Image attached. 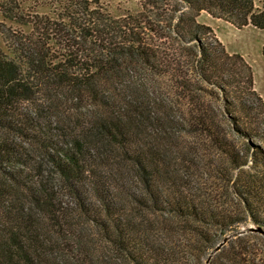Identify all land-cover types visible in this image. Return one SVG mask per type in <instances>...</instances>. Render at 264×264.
<instances>
[{
	"label": "trees",
	"instance_id": "1",
	"mask_svg": "<svg viewBox=\"0 0 264 264\" xmlns=\"http://www.w3.org/2000/svg\"><path fill=\"white\" fill-rule=\"evenodd\" d=\"M23 3H0L30 28L0 31L14 54L0 51V264H203L241 224L264 229V101L244 58L197 21L264 31V9L139 0L114 18L98 0ZM180 135L225 160L229 172L205 168L213 187L190 185L204 167L178 161ZM227 245L226 264L264 258L257 233Z\"/></svg>",
	"mask_w": 264,
	"mask_h": 264
},
{
	"label": "rangeland",
	"instance_id": "2",
	"mask_svg": "<svg viewBox=\"0 0 264 264\" xmlns=\"http://www.w3.org/2000/svg\"><path fill=\"white\" fill-rule=\"evenodd\" d=\"M2 1L3 0H0V3ZM21 1H24L23 3L24 6L31 7V5H29L31 3V0H21ZM98 2L99 5L103 9H106L109 15L114 18H120L125 14H133L137 12L139 8V0H98ZM253 2L256 8L261 10L264 9V0H253ZM47 11L48 10L46 8H38L39 13H45ZM201 15H202L201 18L199 19L200 22L209 19V16H207L206 14H201ZM3 25L5 27H10L13 30L15 29L22 30L24 32H29L30 30L28 26L21 27L18 26L17 24L4 20V18L0 13V31L2 30ZM220 35L226 44V49L228 53L229 52H231V54L242 53L249 56L248 62L252 70L253 83L255 87L254 91L260 92L264 96V55L262 53V48L264 47V44H263L262 34L258 31L251 29H245L242 30L241 32H230V31L227 32L224 29H221ZM0 51L7 58L14 60V54L8 47L5 46L1 37H0ZM208 101L215 104V101L213 99L208 98ZM178 139L180 145H182L181 152L176 155L178 161L184 164V162L182 161V157L184 156L185 152H188L191 155L188 157L192 160L193 159L196 160V161L194 160V165H196L197 167H204V168H198L195 171H193L191 177V183H190L191 186L196 185L198 182H200L199 180L200 178L202 179L201 182L204 184L207 183L210 186H212L211 184H214L215 179L212 177L210 178L204 174L206 172L205 168L207 167L209 168L208 170H210L213 166H222V168H224V171L229 172V168H227L228 165L225 164V160H223L222 157L219 156L211 147H208L206 140L204 141L201 137H193L190 135H180L177 138V140ZM234 141H236L237 147H240L242 142H240L239 140H234ZM217 181L219 185L222 186L225 185V182H222L220 180ZM144 214L147 216L149 220H152L153 216H151V212H146ZM163 215L164 216L156 214L158 218H162V217L168 218L167 215L165 214ZM250 226H252L250 222L243 223L236 229L230 231L226 236L241 231L242 229L248 228ZM83 227L85 228L83 234L86 233V235L90 238V240H93L95 243L94 246H92L93 257L97 259V258H101L103 256L102 254H107V252L101 248L100 243L98 242V240L100 239L98 237L100 232L96 228L89 227L87 225H84ZM221 240L219 242H221ZM223 247L220 248V250L223 248L222 252H220L219 250L212 256L209 264H226V260H224V258L226 252H228L229 250V246L226 243ZM262 252L263 251L261 247H259L258 253L260 255L256 257V260L253 262V264H264V258L262 256Z\"/></svg>",
	"mask_w": 264,
	"mask_h": 264
},
{
	"label": "crops",
	"instance_id": "3",
	"mask_svg": "<svg viewBox=\"0 0 264 264\" xmlns=\"http://www.w3.org/2000/svg\"><path fill=\"white\" fill-rule=\"evenodd\" d=\"M201 14H205V13H201ZM201 14L198 16L197 21L199 23H201V24L209 26L214 31L216 38L224 46L226 52H227L226 44H225V42L223 41V39L221 38V35H220L221 29H224L227 32L228 31H230V32H241L242 30H245V29H251V30L258 31V32H260L262 34L263 44H264V31L257 30V29H255V28H253L251 26H246V27H243L241 29H236L235 27H233L232 25H230V24H228L226 22H223V21H220V20H217V19H213L211 17H209V19H207V20H203L202 22H200L199 19L202 16ZM229 54H231V52H229ZM233 54H235V53H233ZM239 55L242 56L246 60V62L249 64V62H248L249 56H247L246 54H242V53H240ZM254 90H255V87H254ZM256 93L258 95H260V97L264 101V96L260 92L256 91Z\"/></svg>",
	"mask_w": 264,
	"mask_h": 264
},
{
	"label": "water",
	"instance_id": "4",
	"mask_svg": "<svg viewBox=\"0 0 264 264\" xmlns=\"http://www.w3.org/2000/svg\"><path fill=\"white\" fill-rule=\"evenodd\" d=\"M249 233H257L261 236L264 237V229L261 228V227H256L254 225L248 227V228H245V229H242L241 231H238V232H235V233H232L226 237H224L221 242H219L212 250L211 252L208 254L204 264H209L212 256L218 252L220 250L221 247H223L229 240L231 239H235L237 237H240V236H243V235H246V234H249Z\"/></svg>",
	"mask_w": 264,
	"mask_h": 264
}]
</instances>
